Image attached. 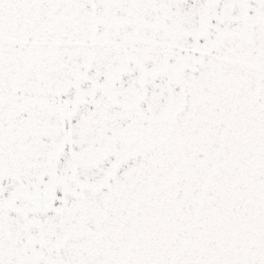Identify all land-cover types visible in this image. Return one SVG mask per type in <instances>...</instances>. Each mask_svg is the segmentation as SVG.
I'll list each match as a JSON object with an SVG mask.
<instances>
[{
	"label": "snow or ice",
	"instance_id": "1",
	"mask_svg": "<svg viewBox=\"0 0 264 264\" xmlns=\"http://www.w3.org/2000/svg\"><path fill=\"white\" fill-rule=\"evenodd\" d=\"M0 264H264V0H0Z\"/></svg>",
	"mask_w": 264,
	"mask_h": 264
}]
</instances>
